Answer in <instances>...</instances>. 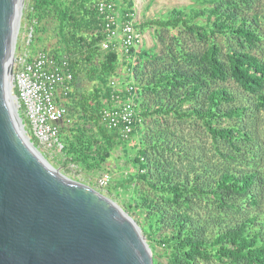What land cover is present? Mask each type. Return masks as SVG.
Returning a JSON list of instances; mask_svg holds the SVG:
<instances>
[{
	"label": "trees",
	"instance_id": "16d2710c",
	"mask_svg": "<svg viewBox=\"0 0 264 264\" xmlns=\"http://www.w3.org/2000/svg\"><path fill=\"white\" fill-rule=\"evenodd\" d=\"M99 1L101 0H34L26 16L33 28V38L41 28L46 29L47 17H56V29L61 35L58 47L44 46L37 50L47 51L57 58L65 55L69 60L73 79L70 83L71 89L63 103L67 107L70 121L66 120L60 124V139L64 145L61 154H64L67 160L84 165V168L89 170L102 169L119 148L128 154L129 143L136 136L141 124L135 126L130 138L124 139L119 130L110 129L102 122V110L112 105L111 80L133 79L137 87L139 84L135 60H128L117 50L104 49L101 45L105 39V24L96 7ZM106 1L115 3L118 0ZM125 1L127 2L125 12L128 14L126 19H133V11L130 10L133 2ZM254 2L255 0H218L215 6L209 9L208 14L209 17L212 15L216 17L206 24L192 22L183 11L174 9L168 18L148 19L135 26L137 29L146 26L172 29L184 27L189 32L206 36L212 46L197 56V65L203 69L206 77L210 80L225 81L231 76L246 92L258 94L264 86V61L254 53V50L264 39V28L250 14L249 9ZM207 11L194 10V16L204 15ZM214 35L223 38L226 59H223L220 47L214 42ZM31 42L33 43V39ZM133 52L137 54L138 63L144 59L156 60L158 57L147 50L137 53L135 49ZM191 71H186L179 65L173 66L158 77L152 87L146 84L147 87L144 89L159 94L164 89L173 90L187 86L188 78L194 77L193 81L188 83L189 88L184 89L179 95L184 104L193 99L203 86L201 76L195 72L189 73ZM83 76L91 82L88 94L77 91L80 87L79 79ZM15 93L18 94L17 87ZM204 94L206 105L202 107L184 110L181 106H168L159 102L156 107L151 108L145 103L144 90L138 89L137 104L143 120L170 113L179 118L196 116L202 120L213 139L217 154L222 156L225 162L246 163L242 160L251 159L254 135H250L242 125L215 124L218 117L242 119L245 109L241 106L223 109V104L235 101V96L225 88H210ZM258 98L259 104L264 106V96L260 94ZM24 112L22 104L21 115L30 129L29 120ZM32 139L38 142L35 137ZM135 148H138L133 158V163L137 167L136 173L126 176V183L133 185L139 178L150 185L152 190L160 193L163 207L160 201L153 203V200H150L151 207L153 206L158 213V223L174 206L177 208L183 206L185 210L190 208L193 197L197 196H204L208 203H214L213 210L218 215L217 219L224 222V225L220 221L216 223V232L207 236L206 226L212 223V220H217L214 214L203 220L181 215L179 216L181 219L175 217L173 234L163 239V242H172L176 254L181 255L188 264H195L197 257L209 258L210 251L217 254L218 259L231 264H264V217L259 213L245 211L246 204L251 200L252 203H257L256 198L252 199L258 178L257 170L234 171L228 166L216 167L217 172L209 173L203 178L200 171L196 172V167H192L189 171L194 173L192 179L177 180L167 167H159L157 170L152 166L146 148L141 146ZM187 154H190L189 151ZM189 172L186 173V178ZM215 173L217 177L214 178ZM140 200L143 198L134 199L132 207L137 210L141 208ZM202 221L209 223L200 224Z\"/></svg>",
	"mask_w": 264,
	"mask_h": 264
},
{
	"label": "rangeland",
	"instance_id": "374dc122",
	"mask_svg": "<svg viewBox=\"0 0 264 264\" xmlns=\"http://www.w3.org/2000/svg\"><path fill=\"white\" fill-rule=\"evenodd\" d=\"M34 0H21L19 27L16 33L15 48H14V78L12 80V90L15 93V61L17 55L21 52L23 45L26 42L27 34L33 31L29 25L27 27V12L29 6ZM218 0H132L133 6L130 8L132 18L135 24L139 25L148 19L153 18H168L172 15L174 9L183 11L192 22L206 24L211 19H215V15L208 16L209 9H212ZM117 12L122 16L126 15L125 9L127 2L124 0L115 1ZM207 9L206 14L194 16V10ZM250 14L259 21L264 28V0H255L254 4L249 9ZM119 14V15H120ZM46 29H40L35 33L33 43L29 47L34 51L40 48L48 47L56 48L60 42V33L56 29L57 20L55 16H49L45 19ZM142 41L137 45L136 51L147 50L149 53L157 54L156 60H142L136 62V77L138 81V89L144 90L146 104L154 108L160 102L172 106H181L184 110H190L194 107H202L206 105L205 92L216 88H225L235 96V101L223 104V109L231 106H241L245 109V115L240 118L218 117L215 120L217 126H239L242 125L253 137V148L251 159L244 158L241 161L225 162L222 156L218 155L213 144V139L203 125L201 119L196 116H188L179 118L175 114L152 116L142 119L138 127V132L133 140L129 143L128 154L119 148L113 153L108 164H104L102 169L92 168L91 170L84 168V165L76 164L67 160L61 151L51 152L43 147L38 142L33 141V137L29 132V128L24 122L21 115V105L18 106V112L24 123L26 134L33 141L35 147L60 172L66 176L85 183L107 195L116 201L123 209H125L143 229L147 241L152 249L153 264H188L181 255L176 254L172 242H163V239L171 237L173 228L175 227L174 218L181 219L182 216L197 220H203L211 215L218 218L217 213L213 210L214 203H208L204 196L193 197L191 207L185 210L183 206L177 208L172 207L161 218L158 223L157 212L151 207L150 200L153 203L160 201L163 207L162 197L160 193L151 189L150 185L142 179H136L133 185L126 183V176L131 173H136V165L133 163L134 155L141 146L146 148L152 166L156 169L159 167H167L177 180L187 179L189 181L194 177V173H190L192 167H196L200 171L203 178L207 174L217 172L216 167L228 166L232 170H257L258 178L254 186L253 198H256L257 203H252V200L246 204L245 211L251 213H259L264 217V106L259 104L258 95L264 96V86L258 94H251L241 88L238 83L229 76L225 81L210 80L203 73V69L198 67V54L205 52L212 46L210 39L206 36L187 31L184 27L177 29L161 28L155 26H146L139 28ZM214 42L221 49V56L225 58L226 49L224 40L221 36L214 35ZM258 48L254 53L264 61V39L258 43ZM137 57V54H134ZM192 58L193 60H190ZM129 60V59H128ZM133 60V59H131ZM133 60V61H134ZM182 66L189 73L195 72L201 76L203 86L199 93L191 100L182 104L179 95L184 89L189 88V84L194 77L188 78L187 86L178 87L173 90H163L159 94L153 90L144 89L146 84L152 87L158 77L162 76L173 66ZM125 78V77H123ZM127 80V79H125ZM80 87L77 91L81 94H88L91 90V82L88 78L82 77L79 79ZM21 103V101H20ZM25 114V112H24ZM26 116V114H25ZM137 144V145H134ZM189 151L190 154H187ZM251 160V161H250ZM250 166H247V165ZM158 170V169H157ZM104 172H109L111 181L107 187H100L97 179ZM190 173L186 178V173ZM214 178L217 177L215 173ZM126 183V184H125ZM137 197L143 198L140 200L141 208L138 210L133 208L134 199ZM150 205V206H149ZM210 212V215H209ZM181 215V217H179ZM200 218V219H199ZM220 220H212V223L206 226V235L209 236L216 232L215 224ZM207 221H202L200 224ZM223 221H220L222 223ZM156 223V224H155ZM209 223V222H207ZM152 224H155L152 226ZM224 225V222H223ZM205 251L207 248L204 249ZM209 258L197 257L195 264H231L217 258V254L210 251ZM240 264V263H239Z\"/></svg>",
	"mask_w": 264,
	"mask_h": 264
},
{
	"label": "water",
	"instance_id": "95a60500",
	"mask_svg": "<svg viewBox=\"0 0 264 264\" xmlns=\"http://www.w3.org/2000/svg\"><path fill=\"white\" fill-rule=\"evenodd\" d=\"M20 8L0 0V264H153L138 222L56 169L26 134L11 87Z\"/></svg>",
	"mask_w": 264,
	"mask_h": 264
},
{
	"label": "built area",
	"instance_id": "2783aa9c",
	"mask_svg": "<svg viewBox=\"0 0 264 264\" xmlns=\"http://www.w3.org/2000/svg\"><path fill=\"white\" fill-rule=\"evenodd\" d=\"M96 7L105 24L102 47L117 50L128 59L137 58L133 50L142 38L134 20L126 19L128 14L122 16L118 13L113 1L101 0ZM31 39L32 30L27 34L26 42L16 57L17 95L20 105L24 106L32 137L51 152L61 151L64 145L60 139V124L70 121L63 99L71 89L73 73L65 55L57 58L44 50L33 51L29 47ZM111 86L112 105L102 110V122L110 129L119 130L122 138L128 139L135 126L142 121L137 104L138 87L133 79L123 81L118 78L111 80ZM110 181L109 172H104L97 179L102 188L107 187Z\"/></svg>",
	"mask_w": 264,
	"mask_h": 264
},
{
	"label": "bare ground",
	"instance_id": "6f19581e",
	"mask_svg": "<svg viewBox=\"0 0 264 264\" xmlns=\"http://www.w3.org/2000/svg\"><path fill=\"white\" fill-rule=\"evenodd\" d=\"M12 98H13V101H14V104H15V106L16 107H18V103H17V101L15 100V98H14V96H12ZM29 147L37 154V156L39 157V158H41L40 157V155H39V153L32 147V146H30L29 145Z\"/></svg>",
	"mask_w": 264,
	"mask_h": 264
}]
</instances>
